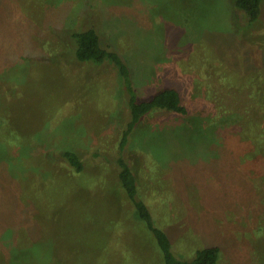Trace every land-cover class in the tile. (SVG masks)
<instances>
[{
	"label": "rangeland",
	"instance_id": "rangeland-1",
	"mask_svg": "<svg viewBox=\"0 0 264 264\" xmlns=\"http://www.w3.org/2000/svg\"><path fill=\"white\" fill-rule=\"evenodd\" d=\"M89 20L140 99L174 88L186 108L146 115L125 151L174 253L264 264V0L251 24L234 0H0V264H161L114 165L117 69L74 57Z\"/></svg>",
	"mask_w": 264,
	"mask_h": 264
},
{
	"label": "trees",
	"instance_id": "trees-1",
	"mask_svg": "<svg viewBox=\"0 0 264 264\" xmlns=\"http://www.w3.org/2000/svg\"><path fill=\"white\" fill-rule=\"evenodd\" d=\"M263 0H234L235 7L241 11L246 22L251 24L260 18ZM79 30L69 33L74 46V57L79 62L104 64L108 62L117 69L118 77L123 88L128 111V119L122 130L118 143L114 165L118 172V180L128 199L134 206L137 218L153 235L158 250L161 254V264H216L220 248L217 245L198 248L188 258H182L173 251V242L166 231L155 225L154 218L139 192L138 180L125 157L126 146L135 135L137 125L142 118L155 110L171 113L185 114L186 108L181 102L179 92L174 88H164L151 97L140 99L137 95L132 72L123 57L114 49L104 44L96 27L91 21ZM64 161L75 171L81 172L84 163L78 154L72 150L62 153Z\"/></svg>",
	"mask_w": 264,
	"mask_h": 264
}]
</instances>
